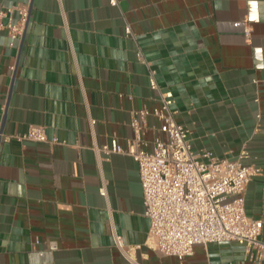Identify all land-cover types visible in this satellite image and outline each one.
I'll list each match as a JSON object with an SVG mask.
<instances>
[{
	"label": "crops",
	"instance_id": "1",
	"mask_svg": "<svg viewBox=\"0 0 264 264\" xmlns=\"http://www.w3.org/2000/svg\"><path fill=\"white\" fill-rule=\"evenodd\" d=\"M3 5L30 10L13 46L0 31V135L39 125L50 143L0 140V264H264L248 260L238 243L197 245L183 261L148 247L138 165L102 151L113 138L127 148L132 114L161 107L141 51L160 89L173 92L172 108L195 152L225 158L247 149L245 164L262 169L245 207L264 222V0ZM12 17L17 22L18 12ZM161 125L147 119L150 152ZM113 231L133 248L134 263L115 246Z\"/></svg>",
	"mask_w": 264,
	"mask_h": 264
},
{
	"label": "built area",
	"instance_id": "2",
	"mask_svg": "<svg viewBox=\"0 0 264 264\" xmlns=\"http://www.w3.org/2000/svg\"><path fill=\"white\" fill-rule=\"evenodd\" d=\"M110 3L115 7L118 0H110ZM29 10V6L21 5L0 8V31L7 32L13 41L11 46L23 38ZM14 12L19 14L17 22L12 17ZM126 32L133 36L130 27ZM245 34L247 38L251 35L248 23L245 24ZM138 60L149 68V85L160 93L161 107L132 114L130 127L134 138L128 141L127 148L113 138L111 146L103 147L102 151L107 155H129L138 165L145 215L150 221L148 247L183 261L194 254L197 245L238 243L245 247L248 260L263 261L261 235L264 222L249 217L245 207L247 188L255 177L262 175V169L245 164L250 159L247 149H242L236 157L225 158L208 151L195 152L191 132L177 121L178 112L172 108L175 103L173 92L160 89L157 71L141 51ZM14 69L11 67L12 71ZM150 116L162 123L155 132L151 152L145 149L148 143L143 140ZM91 123L95 124V121L91 120ZM2 138L5 142L50 143L46 128L39 125L31 126L22 135H0V140ZM100 193L106 195L103 188ZM113 236L115 246L134 263L131 258L133 248L128 247L116 231ZM51 248L56 250V243H52Z\"/></svg>",
	"mask_w": 264,
	"mask_h": 264
}]
</instances>
